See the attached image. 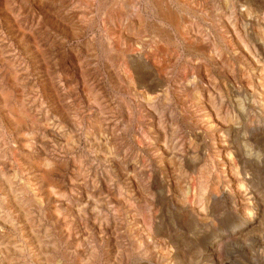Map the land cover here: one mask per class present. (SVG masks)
<instances>
[{
    "label": "rangeland",
    "instance_id": "1",
    "mask_svg": "<svg viewBox=\"0 0 264 264\" xmlns=\"http://www.w3.org/2000/svg\"><path fill=\"white\" fill-rule=\"evenodd\" d=\"M176 1L0 0V264H264V0Z\"/></svg>",
    "mask_w": 264,
    "mask_h": 264
},
{
    "label": "bare ground",
    "instance_id": "2",
    "mask_svg": "<svg viewBox=\"0 0 264 264\" xmlns=\"http://www.w3.org/2000/svg\"><path fill=\"white\" fill-rule=\"evenodd\" d=\"M178 1V3L181 5V6H184V9L186 10L187 8H190L191 7V5H192V1L191 0H177ZM176 1V2H177ZM207 1V0H206ZM226 1V0H225ZM249 1V0H248ZM260 1V0H259ZM172 2V1H171ZM212 2V1H211ZM235 2V1H234ZM40 3V2H39ZM208 3V2H207ZM260 3H262V2H260ZM168 4V3H167ZM170 4V3H169ZM209 4V3H208ZM215 4V3H214ZM255 4V3H254ZM125 5H126V3H125ZM117 6V5H116ZM170 6V5H169ZM208 6V5H207ZM137 7V6H136ZM159 7V6H158ZM182 8V7H181ZM232 8H234V7H232ZM236 8V7H235ZM129 9V8H128ZM169 9H171V8H169ZM169 9H168V11H169ZM183 9V8H182ZM161 11V10H160ZM174 11V10H173ZM167 12V11H166ZM136 13V12H135ZM139 13V12H138ZM177 14V13H176ZM175 14V12L173 13L172 11H169L167 14H166V18L168 19V22H170L172 25H176V23L178 24V21H179V19H178V15H176ZM234 14V13H233ZM161 16H162V14H161ZM209 16V15H208ZM126 17V16H125ZM236 17V16H235ZM14 18V17H13ZM166 19V20H167ZM230 19V18H229ZM249 19V18H248ZM116 20V19H115ZM165 20V19H164ZM125 21V20H124ZM237 23V22H236ZM180 25V24H179ZM177 26V25H176ZM228 26V25H227ZM11 27V26H10ZM177 27H179V26H177ZM182 27V26H181ZM181 29V28H180ZM182 29H184V28H182ZM236 30V29H235ZM180 30L178 29V32H179ZM182 31V30H181ZM184 31V30H183ZM177 33V32H176ZM178 34V33H177ZM235 35V34H234ZM185 36V35H184ZM199 36V35H198ZM169 37V36H168ZM171 37V36H170ZM188 37V36H187ZM187 37H185L186 39H187ZM182 38H183V36H182ZM184 40V39H183ZM244 40V39H243ZM179 42V41H178ZM253 49V48H252ZM207 50V49H206ZM125 51H127L128 52V50H125ZM172 51V50H171ZM245 52V51H244ZM126 53V52H125ZM209 55V54H208ZM165 56V55H164ZM133 58V57H132ZM136 59V58H135ZM178 59V58H177ZM125 60H127V59H125ZM137 60V59H136ZM157 59L155 58V61H156ZM139 61V60H138ZM216 61V60H215ZM142 62V61H141ZM128 63V62H127ZM136 64V63H135ZM148 64V63H147ZM156 64V63H155ZM172 64V63H171ZM124 65V64H123ZM152 65V64H151ZM137 66V65H136ZM142 66V65H141ZM168 66V65H167ZM129 67V66H128ZM132 67V66H131ZM160 66H158V68H159ZM133 68V67H132ZM131 68V69H132ZM138 68V67H137ZM134 70V69H133ZM137 70V69H136ZM158 70V69H157ZM132 71V70H131ZM130 71V72H131ZM135 71V70H134ZM138 71V70H137ZM210 71V70H209ZM132 73H134V72H132ZM137 73V72H136ZM139 73V72H138ZM158 73V72H157ZM166 73V72H165ZM210 73V72H209ZM125 74V73H124ZM147 75V74H146ZM125 76V75H124ZM133 76V75H132ZM132 76H130V77H132ZM139 76V75H138ZM141 76V75H140ZM204 76V75H203ZM264 76V75H263ZM129 77V78H130ZM134 78V77H133ZM149 78V77H148ZM156 78V77H155ZM158 78V77H157ZM161 79V78H160ZM125 80H126V78H125ZM128 80V79H127ZM133 80V79H132ZM154 80V79H153ZM128 81H130V79L128 80ZM127 81V82H128ZM148 81V80H147ZM166 81V80H165ZM141 83V82H140ZM124 84V83H123ZM122 84V85H123ZM131 84V83H130ZM145 84V83H144ZM143 84V85H144ZM158 84V83H157ZM159 84H160V82H159ZM136 85V84H135ZM162 85H163V83H162ZM145 86V85H144ZM160 86V85H159ZM169 86V85H168ZM166 87V86H165ZM125 88V87H124ZM131 88V87H130ZM129 88V89H130ZM143 88H146V87H143ZM149 88H151L152 89V87H149ZM157 88V87H156ZM162 88H164L163 86H162ZM134 89V88H133ZM136 89V88H135ZM138 89V88H137ZM150 89V91H153V90H151ZM215 89V88H214ZM143 90V89H142ZM141 90V91H142ZM146 90V89H145ZM154 90H156V89H154ZM132 91V90H131ZM130 91V92H131ZM134 91V90H133ZM157 91V90H156ZM155 91V92H156ZM214 91V90H213ZM216 91V90H215ZM154 92V93H155ZM140 93V92H139ZM142 93V92H141ZM153 93V92H152ZM157 93H159V92H157ZM168 93V92H167ZM186 93V92H185ZM184 93V94H185ZM147 94V93H146ZM137 95V94H136ZM147 97H149V100L152 98L151 97V95H149V94H147L146 95ZM145 96V97H146ZM152 96H153V94H152ZM89 97V96H88ZM141 97H142V95H141ZM159 97V96H158ZM221 97V96H220ZM156 98V97H155ZM140 99V98H139ZM142 99V98H141ZM143 100V99H142ZM148 99L146 98V101H147ZM157 100V99H156ZM150 101H152L153 102V99L152 100H150ZM141 102V101H140ZM149 102V101H148ZM162 103H164V102H162ZM144 104V103H143ZM155 104V103H154ZM159 104V103H158ZM146 105H147V103H146ZM152 104H150L149 103V106H151ZM156 105V104H155ZM164 105H166V103L164 104ZM162 106V105H161ZM160 106V107H161ZM167 106V105H166ZM165 107V106H164ZM149 108V107H148ZM248 108V107H247ZM153 109V108H152ZM154 109H156V108H154ZM162 109H164V108H162ZM168 109V108H167ZM246 109V108H245ZM157 110V109H156ZM219 110V109H218ZM165 111V110H164ZM162 112H163V110H162ZM14 113V112H13ZM227 113V112H226ZM225 113V114H226ZM164 115V114H163ZM173 116V115H172ZM225 116V115H224ZM163 118V117H162ZM141 120V119H140ZM171 120V119H170ZM165 122V121H164ZM171 122H173V121H171ZM174 123H175V121H174ZM243 123V122H242ZM161 124H163L162 123V121L160 120V122H159V124H158V126H159V128H161ZM167 124H169V123H167ZM161 125V126H160ZM175 125H178V124H175ZM171 126V125H170ZM169 126V127H170ZM174 126V125H173ZM172 126V127H173ZM163 127H164V125H163ZM166 127H168V126H166ZM176 127V126H175ZM14 128V127H13ZM162 129V128H161ZM166 129V128H165ZM173 129V128H172ZM178 129H179V127H178ZM177 129V130H178ZM158 131V130H157ZM169 131H170V129H169ZM263 131V130H262ZM173 132H175V131H173ZM165 133H166V131H165ZM164 133V134H165ZM169 133H172V132H169ZM175 133H177V132H175ZM161 134V133H160ZM168 134V133H167ZM176 135H178V134H176ZM173 136H174V134H173ZM239 136V135H238ZM167 137V135L165 136V138ZM170 137V136H169ZM168 139V138H167ZM169 139H172V135H171V138H169ZM173 140V139H172ZM220 140V139H219ZM251 140H252V142L253 143H251V145L249 146L248 145V156H249V158H251L252 156H253V154L254 153H252L253 152V150L254 149H252L254 146H260V145H262V144H264V131L260 134H252V136H251ZM165 141H166V139H165ZM164 141V142H165ZM233 142V141H232ZM170 144H171V142H170ZM174 145H175V143H174ZM164 146V145H163ZM253 146V147H252ZM224 147V146H223ZM226 147V146H225ZM167 148V147H166ZM177 148V147H176ZM175 148V149H176ZM222 148V147H221ZM167 149H170V148H167ZM163 150H165V149H163ZM170 151H171V149H170ZM219 153L221 154V151H219ZM163 154V153H162ZM169 154V153H168ZM171 154V153H170ZM175 154H176V152H175ZM167 155V154H166ZM165 156V155H164ZM173 156V155H172ZM171 156V157H172ZM221 156H223V155H221ZM227 158L228 159H230V157H231V152L230 153H227ZM247 156V157H248ZM142 157V156H141ZM166 158V157H165ZM226 158V157H225ZM224 158V159H225ZM232 158V157H231ZM195 159V158H194ZM224 159H222L221 158V160H220V166H219V169H218V172H219V174H225L227 177L230 175V171H229V169H228V166H227V163H226V161L224 160ZM198 160V159H197ZM218 160V159H217ZM232 160V159H231ZM230 160V161H231ZM177 159H176V163H177ZM228 161V160H227ZM253 161V160H252ZM123 162V161H122ZM183 163H184V161H182ZM234 162V161H233ZM175 161H174V158H171V160H169V163H167V164H170L169 166H171V167H176L175 166ZM179 163V162H178ZM183 163H181V161H180V164H181V168H182V164ZM190 166H192L191 164H190ZM259 168V172H264V164H263V166L262 167H258ZM174 170H177V167H176V169H174ZM168 171H170V170H168ZM180 171V170H179ZM193 171V170H192ZM127 172H128V170H127ZM132 172V171H131ZM183 172H185V171H183ZM123 173H125V172H123ZM133 173V172H132ZM177 173V172H176ZM179 173V172H178ZM177 173V174H178ZM188 173V172H187ZM233 173V176H234V178L235 179H233L234 181L236 180V179H238V182H240L238 185H237V187L235 186V187H233L232 186V188H233V190L231 189V191L232 192H235L236 190H241V189H243L245 186H244V182L246 181V179L245 178H242L241 180H242V182H241V180H240V177L242 176L241 174H240V172L238 171V169H237V171H233L232 172ZM129 174V173H128ZM128 174H126L127 176H128ZM143 174V173H142ZM176 174V175H177ZM180 174V173H179ZM186 174V173H185ZM185 174H184V177H185ZM203 174V173H202ZM201 174V175H202ZM47 175V174H46ZM138 175V174H137ZM172 175V174H171ZM135 176V175H134ZM182 176V175H181ZM208 176V175H207ZM133 177V176H132ZM131 177V178H132ZM138 177V176H137ZM184 177H180L179 179L177 178V180H176V187H177V189H178V193H179V200L181 201V202H179V204H181L182 206H184V205H186L187 203L188 204H190L191 205V207L193 208V210H195V211H197V208H195V207H193V205H192V203L193 204H195V202L193 201H191L190 199H189V194H188V191L186 190V188L184 187V186H182L183 185V181H184V184H187V183H185V180H184ZM206 177V176H205ZM183 178V179H182ZM188 178V177H187ZM207 178V177H206ZM185 179H186V177H185ZM132 179H130L129 180V182L131 181ZM187 181V180H186ZM229 181V183L231 182L230 181V179L228 180ZM235 184V183H234ZM188 185V184H187ZM204 187V186H203ZM202 188V187H201ZM200 188V189H201ZM134 190V189H133ZM248 190V189H247ZM120 191V190H119ZM131 193V192H130ZM136 193V191L134 192V194ZM132 194V193H131ZM131 194H130V196H131ZM186 196L188 197L187 199H186ZM175 197V196H174ZM263 197V196H262ZM89 198V197H88ZM15 199V198H14ZM141 199V198H140ZM244 199V198H243ZM89 200V199H88ZM139 200V199H138ZM143 200V199H142ZM151 200V199H150ZM194 200V199H193ZM129 201V200H128ZM192 202V203H191ZM96 203V202H95ZM125 203V202H124ZM133 204V203H132ZM147 204V203H146ZM139 206V205H138ZM243 206V205H242ZM241 206V207H242ZM30 207V206H29ZM148 207V206H147ZM240 207V208H241ZM141 208V207H140ZM140 208H139V210H140ZM146 208V207H145ZM150 208V207H149ZM232 208V207H231ZM137 210V209H136ZM149 210V209H148ZM249 210V209H248ZM145 211V210H144ZM139 212V211H138ZM200 212H202V211H200ZM132 213V212H131ZM137 213V212H136ZM126 214V213H125ZM147 214V213H146ZM226 219L228 220V221H226V222H228V224H230V226L232 227L230 230H228V231H226V232H230V233H232V235L234 236V238L235 237H237L238 238V236H240V237H242L243 235H244V233H246V231H248V229L250 228V226H249V223H248V218H247V215L248 214H245L244 215V217L240 220V219H238L237 218V216H236V213H234L233 211H227L226 212ZM144 215V214H143ZM16 216V215H15ZM98 216V215H97ZM138 216V215H137ZM145 216V215H144ZM146 216H148L149 217V214H147ZM148 217H146V218H148ZM97 218V217H96ZM145 218V219H146ZM225 218V217H224ZM250 218V217H249ZM251 220V219H250ZM145 221V220H144ZM149 221V220H148ZM147 221V222H148ZM252 222V221H251ZM145 222H143L142 224H144ZM149 223V222H148ZM148 223H145V225H142V226H144V227H146V228H148L147 226L149 225ZM253 223V222H252ZM148 224V225H147ZM255 225V224H254ZM260 227V226H259ZM145 228V229H146ZM254 229V228H253ZM144 230V229H143ZM250 230V229H249ZM31 231V230H30ZM146 231V230H145ZM140 233H141V230L139 231ZM250 232V231H249ZM143 233V232H142ZM150 233V232H149ZM153 233V232H152ZM152 233H150V234H148V235H150L148 238L149 239H155L156 240V237L154 236H152V235H154V234H152ZM206 234V233H205ZM213 234H215L214 232H212V235ZM137 235V234H136ZM141 235V234H140ZM139 234H138V236H140ZM216 235V234H215ZM224 235V234H223ZM222 235V236H223ZM133 236H135L134 234H133ZM202 236V235H201ZM222 236H219L218 238H216L215 240L217 241L218 239H220ZM245 236V235H244ZM137 237V236H136ZM142 237V236H141ZM153 237V238H152ZM204 238H205V240L204 241H202L201 239V241L199 240V239H197L196 240V245L199 247V246H202V248L203 247H206V246H209V241H210V236H207V237H205V236H203ZM217 237V236H216ZM228 237V236H227ZM226 237V238H227ZM140 238V237H139ZM138 239V238H137ZM136 239V240H137ZM144 239V238H143ZM243 239V238H242ZM239 240V239H238ZM141 241V240H140ZM158 241V240H157ZM136 242V241H135ZM151 242V241H150ZM115 243V242H114ZM226 243V242H225ZM228 243H230V242H228ZM233 243V242H232ZM200 244V245H199ZM224 245H226V246H224V247H227L229 244H224ZM232 245V244H231ZM117 247V246H116ZM137 247V246H136ZM136 247H134L135 249H136ZM221 247H223V246H221ZM15 248V247H14ZM133 248V249H134ZM159 248V247H158ZM207 249V248H206ZM118 251H120V250H118ZM207 251V250H206ZM122 252V251H121ZM205 252V251H204ZM208 252H210V250L208 251ZM125 253V252H124ZM127 253H129V252H127ZM232 253H234V252H232ZM117 254H121L120 252L119 253H117ZM130 254V253H129ZM132 254V253H131ZM205 254V253H204ZM203 254V255H204ZM147 255V254H146ZM118 256V255H117ZM120 256V255H119ZM159 256L161 257V258H163V255L160 253L159 254ZM121 257V256H120ZM229 257H230V254H229V251H226V253H225V261H227V260H229ZM8 258V257H7ZM117 258V257H116ZM119 258V257H118ZM198 258H199V256H198ZM201 259H203V261H202V263L203 262H205V261H207V262H205L204 264H210V262L209 261H214V259L211 257V256H202V257H200ZM6 260V259H5ZM121 261V260H120ZM123 261V260H122ZM198 261V260H197ZM128 263V262H127ZM201 263V262H200ZM201 263V264H202ZM212 264V263H211Z\"/></svg>",
    "mask_w": 264,
    "mask_h": 264
}]
</instances>
